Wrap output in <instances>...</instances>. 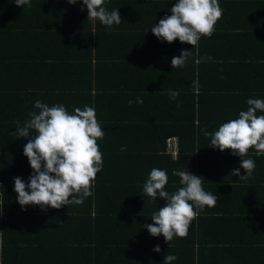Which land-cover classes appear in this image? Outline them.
Masks as SVG:
<instances>
[{"label": "trees", "instance_id": "1", "mask_svg": "<svg viewBox=\"0 0 264 264\" xmlns=\"http://www.w3.org/2000/svg\"><path fill=\"white\" fill-rule=\"evenodd\" d=\"M173 1L177 0H119V3L126 11L132 9L130 6L136 9L147 6L152 12L165 14L167 7L175 4ZM218 3L223 10L222 16L231 9V5L237 9L245 8L247 12L243 16L250 24L230 28L218 26L216 22L211 37H201L198 45L192 46V53L196 54L190 62L202 54L225 60L202 53L206 45L216 53H223L228 51L229 46L236 47L238 42L242 46L241 51L250 53L253 43L258 38L264 39V0H218ZM1 4L5 11L0 13V20L9 21L0 28V35H4L3 40L10 46H5L0 36V264H131L146 253L157 255L160 261L165 255H175L190 264L208 260L219 264L231 261L232 264L240 259L247 264H264V179H258L257 183H251L250 179L249 183L240 185L231 183L234 184V188L229 190L232 192H218L221 204L209 210L221 220L241 218V214H245L247 220L242 221L247 222V227H254L256 223L259 225L257 229H262L258 238L249 234L241 239L233 238L230 242L210 241L201 233L192 236L198 245L194 251L186 243V247L181 248L165 240L150 243L132 241L128 235L121 234L128 228L138 227L140 223L143 226L152 225L154 222L149 216L165 206L166 200L151 206L142 202L145 195L143 186L153 168L166 171V185H175V192L182 185L179 177L172 175L174 170H186L199 177L200 162L208 156L200 154H206L208 148L203 147L195 134H203L211 125H194L196 110L193 92L190 91L191 95H179L182 101L189 103L180 107L185 115L177 118L171 114L168 116L164 111L170 109L162 108L165 101L173 99L170 93L156 90L155 86L149 89L147 83L136 77L129 80L136 65L131 67L130 59L126 58L128 49L112 40L113 36H117L136 42L127 24L104 28L98 20L93 22L88 19L82 0H30L34 7L27 13L20 12L15 0H3ZM238 4L243 7H238ZM6 8L12 9L7 13ZM231 13L234 15L235 9L232 8ZM18 22L23 23L17 26ZM4 30L6 34L2 33ZM223 34L233 36L231 41H226ZM129 35L132 40H128ZM241 35L248 36V40H242ZM185 47L191 50V45L185 43ZM201 59L208 62L214 60L213 57ZM108 70L105 84L101 81V72ZM138 98H142L144 103L137 109L134 102ZM251 99L264 100V95H254ZM37 100L49 107L64 105L70 114L75 108L93 107L97 122L105 132L104 137L97 140L102 153V170L93 181V195L81 205H62L59 209L46 205H25L22 209L17 202L15 178H21L28 191L29 178L33 175L23 149L29 140L34 139L35 133L17 137L14 135L16 122L23 126L30 119L29 113L35 111L33 105ZM129 100L133 101L131 106ZM143 109V116L138 117ZM130 133L136 135L131 136ZM172 135L178 138L176 159L164 153L165 139ZM210 148L211 153L217 156L230 151H220L212 145ZM216 155L207 158L216 161L213 163L215 172L222 166L224 169V165L219 166L222 159ZM247 158L255 161L254 171L257 173L264 167V153L257 155L254 148L249 149ZM229 172L222 170L220 173L228 175ZM208 180L212 183H204V186L212 190L214 183H223L229 178L221 176ZM116 191L123 196H118ZM127 195L141 197L131 202L121 200ZM231 199L236 205L229 207ZM241 200L254 207L246 209V212L239 209ZM203 213H206L205 210L191 221L188 228L190 235L199 228V221L206 219ZM156 246L160 247L159 253L153 251Z\"/></svg>", "mask_w": 264, "mask_h": 264}, {"label": "clouds", "instance_id": "2", "mask_svg": "<svg viewBox=\"0 0 264 264\" xmlns=\"http://www.w3.org/2000/svg\"><path fill=\"white\" fill-rule=\"evenodd\" d=\"M82 2L87 9L88 19L93 22L98 20L109 27L122 23L117 9L109 12L102 6L104 0ZM15 3L17 7H31L30 0H15ZM170 11L171 15L161 19L151 31L168 43L178 39L191 45L190 51H182L179 57L171 61L172 68H181L192 56V46H197L201 37H211L223 10L218 0H178ZM178 95V90H170L173 99ZM128 103L131 106L133 101L129 100ZM135 103L142 104L143 99L138 98ZM246 103L248 108L239 112V118L223 123L214 133L204 131L205 137H211L212 147L220 151L231 150L233 155L240 157V168L246 171V175L241 176L239 169L233 170L231 175L241 180L251 178L255 169L253 159H242L249 149L254 148L257 155L264 153V115H257L258 110L264 112V100L250 98ZM33 107L35 111L29 113L30 119L23 126L16 122L14 135L17 137H28L30 133H35L34 139L29 140L23 149L33 175L29 178L28 191L22 179L15 178L17 202L22 209L25 205H46L59 209L62 205L83 204L86 198L93 195V181L103 166L97 140L102 139L105 132L97 122L95 109L85 106L83 109L75 108L70 114L64 105L49 107L39 100ZM172 175L179 177L182 185L174 193L164 190L168 175L158 168L151 170L143 186L148 197L153 200L160 197L167 201L164 207L152 214L154 223L144 225L153 237L162 235L166 242L172 241L174 236L185 237L191 221L204 211V207L212 208L217 204V196L203 190V178L180 169L174 170ZM153 251L159 253L161 250L156 246ZM176 259L175 255H165L163 264H172Z\"/></svg>", "mask_w": 264, "mask_h": 264}, {"label": "crops", "instance_id": "3", "mask_svg": "<svg viewBox=\"0 0 264 264\" xmlns=\"http://www.w3.org/2000/svg\"><path fill=\"white\" fill-rule=\"evenodd\" d=\"M3 1V0H0ZM175 4L178 2L173 1ZM121 3V2H120ZM119 3V0H104L103 6L107 8L109 12L112 10L117 9L119 16L121 17L122 23L119 25H112L111 27H118L120 25L127 24L129 27L130 33L133 35L134 38H136V42L132 40V36L129 35L127 41L123 38H118L117 36H113L112 40L117 41V43L128 49V57L127 59H130L131 67L136 65V69L133 72L134 75L129 77V80L133 77H136L137 79L144 81L148 84L149 89L156 88V90L159 89V91L165 90V93H170L171 91H179L182 92L179 95L183 94H190V91L193 92V101L195 106V118H194V125L197 124H210L211 127L208 129L209 133H214L218 130V128L223 124L228 122L232 119L239 118V112L240 111H246L248 108L247 100L252 98L254 95H264V39L258 38L253 44L252 52H248L247 50L241 51L242 46H240L237 42L236 47L235 46H229L228 51H221L219 48H215L216 50H220L223 53H216L213 51V49L210 48V46H205V49L202 53H208L215 56L223 57L225 60H216L214 59V56H209L206 54H202L201 57H194V60L190 62L191 58H193L194 54L185 62V65L181 68H176L171 66V61L174 57H179L181 55V52L186 50L185 43H181L178 39L172 41L171 43H168L167 41H164L162 38H158L153 35L151 29L158 25L160 20L165 18L166 16L171 15L170 9L175 5L172 4L167 7V11H164L165 14H158L157 11H150L147 6L144 8L140 7L141 9H136L135 6H130L132 9H129V11H126L124 6L121 7L122 4ZM115 5L116 7L112 6ZM32 4L31 7L20 6V12H29L32 10ZM117 6H119L117 8ZM238 7H243V5L238 4ZM34 7V6H33ZM231 9L225 12L224 16H221L220 19L217 21L219 24L218 26H226V27H232L235 26H243L245 24H250V22H247L246 19H244L243 14H245V11L247 10L245 8H236L234 5L230 6ZM232 8L235 9L236 13L234 15L232 14ZM12 9V8H11ZM10 8H6L7 13L11 11ZM155 10V9H152ZM4 7H2V4L0 5V13L4 14ZM140 11L141 13H139ZM155 12V13H154ZM128 15H126V14ZM230 13V14H229ZM22 14V13H21ZM128 16V18H127ZM132 16V18H131ZM249 18V17H248ZM124 20H128L127 23L124 22ZM9 20L2 21L0 20V28H3L6 26ZM23 22H18L16 25H21ZM101 24V23H100ZM104 28H107L109 26L103 25ZM110 29V27H109ZM2 33L6 34L7 31L4 30ZM1 40H3L4 35H0ZM226 41H231V37L229 34H223L222 36ZM248 36H242L241 39H247ZM137 40L139 42H137ZM248 40V39H247ZM5 46H10L9 43H6L4 41ZM259 45L260 47L256 46ZM225 48V44L223 45ZM132 49L131 53H129V50ZM187 51H190L188 48ZM232 51V52H230ZM218 52V51H217ZM259 52V53H257ZM5 53V52H4ZM200 54V53H199ZM8 55V52L7 54ZM213 57L214 60L207 59H201V58H208ZM200 60H199V59ZM198 59V60H197ZM127 61V60H126ZM122 66H125V63L122 62ZM129 65V64H128ZM121 66V68H122ZM103 75L101 76V81L103 83L107 84V82L104 80L106 78V75H109V70L105 72H101ZM259 90H262L263 92H258ZM149 91V90H148ZM161 93V92H160ZM176 99H171L170 101H165L162 105V108H168L170 110H164L168 116L174 115L177 118L181 115H185V112L180 109L182 105H185L189 103V101H182L181 97L179 96ZM191 95V94H190ZM149 100V99H148ZM163 102V101H161ZM135 103V102H134ZM144 103V101H143ZM136 108L141 106V104L135 103ZM141 109V108H140ZM178 109V110H175ZM144 110L140 111V114H138V117H142ZM257 115H264V112L257 111ZM196 127V126H195ZM213 127V128H212ZM212 130V132H210ZM199 132L195 134V137L200 141L204 146H206L209 150L206 152V154H203L204 152H201L200 155H208L204 156L206 159H202V162H200L199 165V177L203 178L202 181V188L204 191L212 193L214 196H217V204L215 207L208 208L207 206L204 207V210L206 213H203L206 216V219L200 220L198 225V229H194L193 235H190V230L188 231L187 235L185 237H176L174 236L172 241L169 243H174L176 246H179L181 248L186 247L187 244L189 247H193V250L195 251L198 248V245L196 244L195 239H192V236H197L203 233L204 237L207 240H224L227 242H230L231 239H241L249 234H251V237L258 238V236H261L262 229H257L258 224L254 225V227H247V222L242 220H247V218L241 214V218H226L225 220H221L219 218H216L215 214H212L209 210H213L217 208L221 202L218 200L220 196L218 195V192H225L226 194H229L230 189L234 188V184L231 183H249L247 180H241L238 176H232L231 172L235 169H239L241 176L246 175V171L243 168H240V157L238 155H233L231 150L226 152L225 154H220L223 156H217L216 154L211 153V137H205L204 133ZM129 135H136V133H130ZM200 135V136H199ZM169 137H175L177 140L178 138L175 135L168 136ZM166 138V139H167ZM203 139V140H202ZM220 153V152H216ZM196 155H199L195 153ZM227 154V155H226ZM210 155H216L217 157H220L222 159L221 165H224L221 167V169L217 172H215V160L212 162V160L207 159L210 157ZM225 155V156H224ZM248 157V154L246 157H243L242 159H246ZM207 160V161H206ZM217 162L220 160L216 159ZM228 168V170L226 169ZM232 169V170H231ZM261 171H253L251 178V183H257L258 179H264V167H261ZM222 170H225L229 172V174H221L220 172ZM256 172V173H254ZM221 176L228 177L229 181L223 182V183H214L213 186H211L212 190L206 188V184L204 183H212L208 178H219ZM264 183V182H263ZM248 187V186H247ZM169 193L175 192V185L168 186L165 185V189ZM116 193H118L116 191ZM115 194V193H114ZM123 196L122 193H118V196ZM120 196V197H121ZM115 197V195H114ZM141 196H132L127 195V197L121 198V200H127V201H136ZM143 203H145L146 206L155 205L159 202L165 201L164 199L156 198L155 200L151 199V197H148L146 194L142 196ZM246 201V199L244 198ZM157 201V202H156ZM236 201V200H235ZM245 201L242 203L241 200V206L239 209L245 211L246 209L253 208L252 205L248 202L247 204ZM167 201H165L166 205ZM235 203V204H233ZM229 207L230 205H236V202H234L232 199L228 203ZM153 208V207H149ZM233 210V208H229ZM246 212V211H245ZM151 212H149L150 214ZM240 213V212H239ZM237 213V214H239ZM247 214V213H246ZM257 216V214H255ZM152 218V215L149 216ZM259 219L260 217H256ZM255 218V219H256ZM246 222V223H245ZM153 224V223H152ZM123 235H128L129 239L132 241H147V242H159L161 240H165L162 235L153 237L147 230L146 227L143 226L142 223L136 228H128L125 230L124 233H121ZM246 234V235H245ZM258 234V235H257ZM193 241V242H192ZM186 243V244H185ZM212 243V242H211ZM151 247V246H150ZM145 255H148L144 257ZM142 257H137L136 259L139 261H133L131 264H163V261H160L159 257L157 255H152V253H146ZM130 264V263H129ZM172 264H190L188 262H183L181 259H176L172 262ZM201 264H219L215 263L214 261L208 260V261H201ZM225 264H231V261L225 263ZM232 264H247L245 261L240 259L239 261L233 262Z\"/></svg>", "mask_w": 264, "mask_h": 264}, {"label": "built area", "instance_id": "4", "mask_svg": "<svg viewBox=\"0 0 264 264\" xmlns=\"http://www.w3.org/2000/svg\"><path fill=\"white\" fill-rule=\"evenodd\" d=\"M164 153L172 159H176L178 155V140L175 137L165 139Z\"/></svg>", "mask_w": 264, "mask_h": 264}]
</instances>
